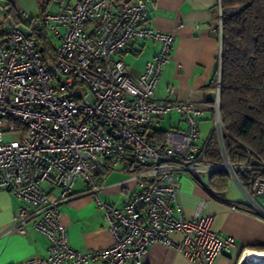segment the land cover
Masks as SVG:
<instances>
[{
  "label": "built area",
  "instance_id": "1",
  "mask_svg": "<svg viewBox=\"0 0 264 264\" xmlns=\"http://www.w3.org/2000/svg\"><path fill=\"white\" fill-rule=\"evenodd\" d=\"M0 9L7 7L0 3ZM148 10L145 0H75L63 10L44 13L33 21V29L44 28L59 40L52 61L41 57L33 36L5 20L0 43V190L25 204L13 213L4 235H25L32 227L48 241L46 257L24 264H141L154 243L183 253L195 264H212L235 246V239L212 228L213 217L201 210L204 202L192 217L184 216L175 202L179 175L192 176L218 200L223 197L210 184L217 172L225 173L251 201L264 194V159L241 144L246 160L232 162L225 143L221 62L216 84L206 97L214 106L212 130L202 143L201 109L191 101L155 100L163 67L170 62L173 36L145 24ZM221 15L219 0L220 37ZM137 38L152 39L160 47L132 79L118 55ZM172 111L182 116L185 128L166 131L159 149L146 132ZM5 133L19 137L4 141ZM209 153L218 160L208 159ZM127 158L132 160L128 179L137 182V189L128 202L115 207L100 199L98 180ZM78 178L88 185L112 234L113 242L105 249H73L60 221L59 205L71 199ZM46 187L58 190L56 198ZM174 234L181 240H174ZM236 264H264V252L243 251Z\"/></svg>",
  "mask_w": 264,
  "mask_h": 264
},
{
  "label": "crops",
  "instance_id": "2",
  "mask_svg": "<svg viewBox=\"0 0 264 264\" xmlns=\"http://www.w3.org/2000/svg\"><path fill=\"white\" fill-rule=\"evenodd\" d=\"M135 0H115V4ZM9 2V5H7ZM75 0H0L7 7L0 9V43L5 39V20L11 19L21 30L31 33L33 21L44 13L63 10ZM149 10L145 24L173 36L170 62L163 67L155 91V100L162 103L191 101L202 110L198 120L199 142L207 139L212 130L214 106L210 99L212 80L221 62V37L219 36V0H145ZM221 3V1H220ZM13 10L14 17L8 15ZM221 7V16L230 12ZM91 26H88V29ZM51 44V35L42 29ZM35 31V30H34ZM222 36V34H221ZM56 39V38H55ZM57 45L59 44V40ZM56 45V47H57ZM54 47V49L56 48ZM160 43L149 38L129 41L127 48L118 57L128 67V75L135 79L158 52ZM53 49V50H54ZM182 116L174 111L157 118L146 132L147 139L155 147L162 148L166 131L185 128ZM214 142V141H213ZM201 143V142H200ZM132 160L125 159L112 166L98 180L99 197L115 207L128 202L137 182L128 179ZM226 175V174H225ZM227 176V175H226ZM233 183L241 195H229ZM227 176L225 188H212L223 200L209 197L203 188L188 174L179 175V190L175 202L182 208L185 217L193 216L201 202L202 213L213 217L212 228L224 236H232L235 246L217 256L212 264H236L243 251L264 252V194L254 195V205L246 193ZM54 199L58 190L46 187ZM25 203L7 190H0V264H24L34 257H46L48 241L43 234L28 227L25 235H4L13 213ZM234 207V209L232 208ZM60 221L65 226L70 246L85 252L105 249L113 242L112 234L101 208L88 192L84 180L76 182L71 199L59 205ZM174 240L181 236L174 234ZM89 264H105L96 261ZM141 264H195L183 253L160 243L150 245L141 259Z\"/></svg>",
  "mask_w": 264,
  "mask_h": 264
},
{
  "label": "trees",
  "instance_id": "3",
  "mask_svg": "<svg viewBox=\"0 0 264 264\" xmlns=\"http://www.w3.org/2000/svg\"><path fill=\"white\" fill-rule=\"evenodd\" d=\"M220 1L224 11L231 9L223 14L221 36L220 114L225 143L232 162L246 160L241 144L264 159V0ZM8 15L14 17L11 8ZM29 34L40 52L52 48L44 30ZM208 159L218 157L209 153ZM210 184L213 189L225 188L227 176L214 173Z\"/></svg>",
  "mask_w": 264,
  "mask_h": 264
},
{
  "label": "rangeland",
  "instance_id": "4",
  "mask_svg": "<svg viewBox=\"0 0 264 264\" xmlns=\"http://www.w3.org/2000/svg\"><path fill=\"white\" fill-rule=\"evenodd\" d=\"M51 38V44L50 46L52 47L51 49H54V47H56L58 41L53 38L52 36H50ZM46 50V51H43V52H40V55L41 57L44 59V60H47V61H52L53 60V57H52V50ZM19 137V134L18 133H5L3 135V140L4 141H8V140H13V139H18ZM202 143V141H200ZM81 180V178H78L76 182H79ZM232 183V182H231ZM232 184H228V188L231 186ZM241 195L240 194V191L238 189V187L233 183V185L230 187V190H229V195Z\"/></svg>",
  "mask_w": 264,
  "mask_h": 264
},
{
  "label": "bare ground",
  "instance_id": "5",
  "mask_svg": "<svg viewBox=\"0 0 264 264\" xmlns=\"http://www.w3.org/2000/svg\"><path fill=\"white\" fill-rule=\"evenodd\" d=\"M254 257H257V255H254Z\"/></svg>",
  "mask_w": 264,
  "mask_h": 264
}]
</instances>
